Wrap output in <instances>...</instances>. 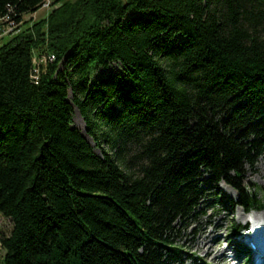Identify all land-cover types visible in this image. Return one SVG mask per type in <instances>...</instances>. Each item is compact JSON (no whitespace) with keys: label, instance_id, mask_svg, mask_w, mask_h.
<instances>
[{"label":"trees","instance_id":"obj_1","mask_svg":"<svg viewBox=\"0 0 264 264\" xmlns=\"http://www.w3.org/2000/svg\"><path fill=\"white\" fill-rule=\"evenodd\" d=\"M48 1L0 46V264H169L210 184L264 209L241 182L264 154V0H0V21Z\"/></svg>","mask_w":264,"mask_h":264},{"label":"rangeland","instance_id":"obj_2","mask_svg":"<svg viewBox=\"0 0 264 264\" xmlns=\"http://www.w3.org/2000/svg\"><path fill=\"white\" fill-rule=\"evenodd\" d=\"M74 2L76 0H69ZM50 1L46 3L40 10L33 14L26 15L23 23L15 27L8 25L4 21H0V46L14 36L25 30L27 27L36 23L39 19H43L49 12ZM119 70V67H112L101 70L99 73H107L108 71ZM73 126L76 127L82 134L85 132L86 124L82 117L76 111L73 116ZM88 142L93 145L91 138H87ZM241 182L252 190H260L258 197L261 200V205L264 208V154H261L253 164H245L242 168ZM204 197H202L191 213L185 219L177 220L173 223L169 235V241L180 248L181 256L174 258L169 264H219L220 259H212V255H206L198 246L205 244L209 240H218V245L212 249H225L226 255H232L231 249L234 248L235 242L231 241L230 229L233 224L245 225L246 216L253 215L259 211L245 212L236 204L238 194L225 184H219L217 187L210 184V187H205ZM232 201V205L228 201ZM223 217V218H222ZM11 229L9 219L0 215V234L8 235ZM213 231L211 237L207 241L201 239L203 230ZM241 235H244L241 233ZM218 236V237H216ZM227 239V241H226ZM230 240V241H229ZM234 240V239H233ZM229 242L233 243L229 247ZM226 245V246H224ZM228 246V247H227ZM3 252L0 251V260ZM230 259V258H229ZM234 264H241L237 258H231Z\"/></svg>","mask_w":264,"mask_h":264},{"label":"bare ground","instance_id":"obj_3","mask_svg":"<svg viewBox=\"0 0 264 264\" xmlns=\"http://www.w3.org/2000/svg\"><path fill=\"white\" fill-rule=\"evenodd\" d=\"M252 217H257L258 219H255V220L264 223V211L254 213L252 215ZM211 234H213V231L205 229V230H203V232H201V235H202L201 239L204 240V242H205V241H207V238L211 237ZM216 237H218V236H216ZM218 240L219 239L209 240L205 244L198 246V248H200L206 255H210V256L212 255L213 257L211 260L220 259L219 264H234V262L231 261L233 259H231V258L229 259V257L227 255H225L227 250L216 249V248L212 249V247H215V245L219 244ZM257 255H258V260H259L260 264H264V256L260 252Z\"/></svg>","mask_w":264,"mask_h":264},{"label":"clouds","instance_id":"obj_4","mask_svg":"<svg viewBox=\"0 0 264 264\" xmlns=\"http://www.w3.org/2000/svg\"><path fill=\"white\" fill-rule=\"evenodd\" d=\"M224 246H226V245H224Z\"/></svg>","mask_w":264,"mask_h":264}]
</instances>
